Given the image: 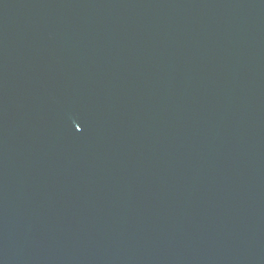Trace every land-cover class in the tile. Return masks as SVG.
<instances>
[{"label":"water","instance_id":"1","mask_svg":"<svg viewBox=\"0 0 264 264\" xmlns=\"http://www.w3.org/2000/svg\"><path fill=\"white\" fill-rule=\"evenodd\" d=\"M0 264H264V0H0Z\"/></svg>","mask_w":264,"mask_h":264}]
</instances>
